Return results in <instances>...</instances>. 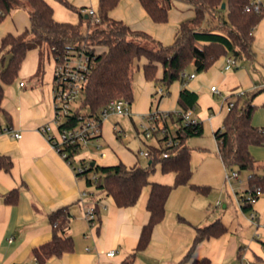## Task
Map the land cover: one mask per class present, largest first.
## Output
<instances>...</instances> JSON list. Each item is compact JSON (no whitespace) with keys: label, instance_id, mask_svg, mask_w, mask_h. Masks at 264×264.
Instances as JSON below:
<instances>
[{"label":"crops","instance_id":"obj_1","mask_svg":"<svg viewBox=\"0 0 264 264\" xmlns=\"http://www.w3.org/2000/svg\"><path fill=\"white\" fill-rule=\"evenodd\" d=\"M47 1L53 6L57 20L79 22L80 14L77 11L72 13L58 0ZM69 1L79 8L87 9L96 8L99 0ZM261 2L264 5V0ZM194 13L190 3L175 0L168 21L155 22L139 0H120L111 10L110 16L124 20L133 29L145 31L169 45L176 39L180 22ZM29 25L30 17L25 9L13 10L0 23V46L6 34H18ZM253 33L254 58L244 57L241 66L237 61L233 68L227 69L226 60L230 55H223L205 71L196 72L193 66L188 68L190 74L187 85L198 93L195 115L202 123L203 132L208 124L214 129L215 135L228 112L227 103L234 101L243 91L262 86L264 17L257 23ZM39 61L38 48L27 52L17 79L5 85L3 110H0V156L12 161L9 170L3 166L0 168V264L37 261L32 250L52 238L50 213L63 206H68L73 214L68 233L74 238V250L52 256L43 264H121L136 251L141 230L149 220L147 203L151 185L143 188L137 203L130 207L118 206L112 196L95 194L81 197L83 191L94 192V188L87 184L84 176L76 174L72 165L41 129L42 125L54 118V64L50 56L38 74ZM146 61L142 58L136 68L137 86L134 85L135 98L131 103L132 114L129 115L133 122L156 109L175 111L179 108L180 81H174L169 87V94L161 98L156 93V82L145 77L143 67ZM192 73L195 77L190 76ZM162 75L163 67L158 64L157 77L161 78ZM213 85L219 90L213 91ZM215 94L226 95L222 106L215 101ZM263 94L261 92L254 103ZM5 111L10 114L9 119ZM117 122L110 117L103 121L105 155L96 157V152H88L95 162L100 159L102 165L119 161L128 166L141 164L137 154L117 137L116 130L120 133L124 130L119 128ZM252 122L263 126L254 115ZM15 133H20L21 137ZM250 150L257 153L256 145H252ZM224 179L223 176L217 181L192 177L190 183L175 186L166 201L164 219L154 227L149 245L135 254L132 264H192L194 260L202 258H208L209 264H264V194L250 209L245 210L242 196L248 188L247 179L241 180L239 176L231 178L230 187ZM236 179H239L238 184L234 182ZM150 180L172 184L175 174L165 173L157 165ZM217 183L226 189L227 197L226 200L215 201L213 205V190L209 188L214 189ZM195 185H208V189L202 191ZM14 189L19 190L18 201L10 203L7 195ZM231 193L237 197L238 205L230 198ZM97 200L99 214L93 226L86 219L85 211L87 206L95 204ZM252 209L257 212L256 221L249 218ZM216 219L223 221L226 231L197 243L190 257L186 258L193 245L196 228ZM111 251L114 254L108 255Z\"/></svg>","mask_w":264,"mask_h":264},{"label":"trees","instance_id":"obj_2","mask_svg":"<svg viewBox=\"0 0 264 264\" xmlns=\"http://www.w3.org/2000/svg\"><path fill=\"white\" fill-rule=\"evenodd\" d=\"M66 7L77 11L80 20L77 23L59 21L54 17L53 6L47 0H0V23L13 10H27L30 25L22 32L8 33L1 40L0 46V110H3L5 85L14 82L20 67L29 50L38 48L40 61L38 74L52 53H62L66 48L84 49L92 56V67L88 81L83 90L80 108L88 107L89 112L100 118L104 108L112 99L134 101V74L138 62L145 58L144 74L148 80H154L157 87H162L163 96L169 94L171 84L179 80L181 89L178 99L179 108L171 112L168 124L176 125L180 140L169 156H163V138L150 145L153 157L145 165L128 166L123 161L102 165L95 162L84 173L89 186L94 188V195L112 196L120 207H130L137 203L145 186L151 185L147 208L150 212L148 222L143 226L136 251L121 264H132L135 254L147 248L154 227L160 223L166 212V201L171 190L180 184L190 183L193 170L191 167V148L187 139L203 132L202 123L196 125L183 122L182 112L197 108L198 93L188 87L190 66L196 72L210 68L223 55H233L238 61L241 58H254L253 29L264 17V5L260 3L254 8L252 0H181L194 7V15L183 19L179 26L175 41L166 45L142 30L133 29L126 21L114 19L110 12L120 0H99L95 8L100 18L97 22L84 9L75 6L69 0H58ZM144 9L155 22H167L169 12L175 0H139ZM226 7H223V3ZM250 6V9H246ZM225 11L227 15L225 16ZM139 38L153 42V46L144 45ZM158 64L163 67V75L157 77ZM264 91V86L238 94L234 105L228 110L222 126L215 131L217 153L227 169L237 167L239 171L247 170L248 188L252 194L259 190L264 194V173L259 172L261 165L251 152L252 145L264 146V126L253 124V115L257 109L254 99ZM157 93V92H156ZM7 119L10 114L5 111ZM74 119H77L74 116ZM75 121V120H74ZM2 127L0 126V131ZM121 139L122 133L116 130ZM66 149H70L67 147ZM70 159V157H67ZM5 163V165L3 164ZM12 161L0 156V168L10 169ZM160 165L165 173L174 172L172 184L151 181L150 176ZM92 173H97L94 181ZM202 191L208 185H195ZM19 190L14 189L7 195V201H18ZM243 208L252 206L244 200ZM99 214L98 200L95 203ZM73 214L68 206L60 207L50 213L52 238L32 250L39 264H43L52 256H60L74 250V238L68 233ZM193 245L205 238L219 236L226 231L223 221L216 219L212 223L196 228ZM208 258L196 259L192 264H209Z\"/></svg>","mask_w":264,"mask_h":264},{"label":"built area","instance_id":"obj_3","mask_svg":"<svg viewBox=\"0 0 264 264\" xmlns=\"http://www.w3.org/2000/svg\"><path fill=\"white\" fill-rule=\"evenodd\" d=\"M254 8L258 9L261 0H252ZM246 9H250L247 6ZM83 12L93 16L95 21L99 22L100 18L96 15L94 7L84 9ZM53 59V72H54V84H53V110L54 118L52 121L46 122L42 125L41 129L46 134L52 145L60 152V154L72 165L75 172L84 173V171L90 166L91 161H95L92 155L88 152L90 148H94L96 153L100 156L105 155L104 143H103V121L112 113L119 115H131V103L124 99H112L104 108V111L100 118H97L92 113L83 112L80 108V103L83 90L88 81L90 70L92 67V56L84 49L66 48L62 53L50 55ZM237 63L236 58L233 55L228 56L226 60V68L231 69ZM191 77H195L192 73ZM23 85V82H21ZM264 86V82L262 83ZM213 91H218V87L213 85L211 87ZM157 93L162 95L164 89L162 87L157 88ZM244 93L241 92L239 94ZM234 105L233 101L227 103L228 110ZM172 111H161L156 109L143 116V120L146 123L143 124V133L147 139L155 138L157 143L159 138H163V145L166 150H163V156H169V153L177 145H179V138L176 132L175 124H168L171 120ZM183 122L188 125H196L199 122L198 117L195 115L193 109H188L182 113ZM74 116L77 119H74ZM75 120V121H74ZM17 137H21L20 133H15ZM69 147L70 149H66ZM85 151V155L80 159L79 165H74L73 161L79 154ZM88 152V153H87ZM141 154L147 158L153 157L151 147L142 150ZM67 157H70L68 159ZM228 179L238 177L239 172L234 169H227ZM94 181L97 180V173L91 175ZM94 192L85 190L81 193V197L92 196ZM261 191H257L256 194H252V191L246 189V192L242 196L243 203L246 199L247 202L253 206L258 198L261 196ZM86 219L91 225H95L98 215L96 212V205L92 204L87 206L85 211ZM257 212L252 209L249 218L252 221L257 220ZM258 236L259 233H257ZM114 251L108 253L113 255ZM26 264H39L37 261L28 262Z\"/></svg>","mask_w":264,"mask_h":264},{"label":"rangeland","instance_id":"obj_4","mask_svg":"<svg viewBox=\"0 0 264 264\" xmlns=\"http://www.w3.org/2000/svg\"><path fill=\"white\" fill-rule=\"evenodd\" d=\"M64 5V4H63ZM62 5V6H63ZM65 7L69 11H74L66 6ZM27 11V10H26ZM225 16L227 15V12L225 11ZM70 20V19H67ZM139 41H141L142 44L148 45V46H153V42L145 39V38H139ZM244 59L241 58L238 60L239 66H241L242 61ZM137 70H135V76H134V85L137 86V79H136V74ZM260 78L261 75H260ZM264 92V91H263ZM226 95H214L215 101L222 106L223 102L225 100ZM81 101H79L80 103ZM257 104V109L254 113V117H256V120L261 122L264 126V94L259 97L255 101ZM90 109L88 107L83 108V112H88ZM120 126L119 128H123V133L121 140L127 145V147L132 150L135 154H137L141 164L145 165L149 162V158L145 157L144 155L141 154L142 150H145L148 148L150 145H155L157 143L155 138L147 139L143 133L144 126L143 124L146 123V120L139 119V120H134L130 118L129 115H119L112 113L110 114L107 118H109ZM106 118V119H107ZM187 144L191 148V167L193 170V178H199L202 180H210V181H217L222 178H226V184L228 187L231 186L230 180L227 178L228 172L225 170V167L223 165L222 159L216 154L217 153V139L214 135V129L206 124L204 127V132L202 135L198 136H191L187 139ZM257 153H254L256 155L255 157L258 159L259 164L261 165L260 171L261 173H264V146H256ZM89 152H96L94 148H90L88 150ZM85 155V151H82L79 156L76 157V159L73 161L74 165H79L81 163V158ZM98 153H96V157H98ZM100 163V159L98 161ZM234 170L239 172V178L241 180H246L248 178L249 172L247 170H241L237 167H233ZM192 179V178H191ZM225 180V179H224ZM239 179H236L234 182L238 184ZM210 185V184H208ZM210 187V186H209ZM210 190H213V205H215V201L217 202L218 200H226L227 197V191L226 189L221 188L220 185L209 188ZM240 191V190H239ZM241 192V191H240ZM239 192V193H240ZM231 197L234 200V203L238 205L237 197L235 194L231 193ZM229 198V199H230ZM221 207V206H220Z\"/></svg>","mask_w":264,"mask_h":264},{"label":"water","instance_id":"obj_5","mask_svg":"<svg viewBox=\"0 0 264 264\" xmlns=\"http://www.w3.org/2000/svg\"><path fill=\"white\" fill-rule=\"evenodd\" d=\"M223 7H224V8L226 7V3H225V2L223 3ZM86 17H88V14L86 15ZM91 164H92V165H95V161H91Z\"/></svg>","mask_w":264,"mask_h":264}]
</instances>
